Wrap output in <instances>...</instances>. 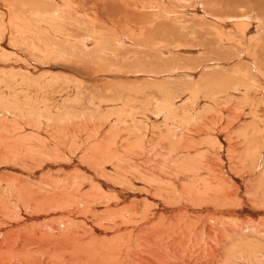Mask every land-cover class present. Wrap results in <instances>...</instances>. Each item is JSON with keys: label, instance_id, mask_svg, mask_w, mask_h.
<instances>
[{"label": "rangeland", "instance_id": "374dc122", "mask_svg": "<svg viewBox=\"0 0 264 264\" xmlns=\"http://www.w3.org/2000/svg\"><path fill=\"white\" fill-rule=\"evenodd\" d=\"M28 1L0 0V154L9 156L11 151L15 158L12 161L0 155V196L5 199L17 189L16 175L29 186H38L39 180H55L67 186L76 172L89 171V162L90 167L94 165L99 143L109 142L117 156L128 151L137 153L138 147L146 145L147 151L149 147L163 149L169 144V138L171 140L166 124L173 120L165 112L163 101L178 108V103L189 95L199 94L202 98L224 76L234 75L242 59L245 67H240L239 74L246 69L247 75L248 63L252 69L255 67L245 61L249 58L247 49L240 53V47L247 48L251 44L250 34L254 38L260 36L261 41V35L264 36L261 28V23L264 27V7L258 3L264 4V0H204L207 6L205 3L203 6V0L180 3L178 0H132L128 4L118 0L120 11L111 9L109 0ZM194 6L198 8L196 11ZM202 6L208 8H203L208 13L219 16L244 14L247 36L237 34L234 24L228 26L231 33L225 29L226 25L213 21L210 15L201 12ZM244 16L236 20L246 19ZM253 16L260 18L259 24L254 22ZM157 25L160 27L156 28ZM163 26H167L166 30ZM170 27L177 32L173 33ZM230 55L236 61L228 58ZM261 71L262 76L255 71L257 79L252 78L257 90L264 95V68L259 73ZM263 100L257 99L255 104L261 105L249 111L255 123L261 122V129L264 128ZM203 103V99L198 100L195 106ZM188 107L191 106L181 111ZM200 110L203 114L207 112L205 107ZM215 117L224 120L222 116ZM251 127L249 124L235 128L239 143L244 141L242 133ZM260 128L251 136L256 138L255 150L240 155L238 179L260 170V166H255L264 153V129ZM252 138L249 137L250 142ZM164 150L150 159L169 166L173 158L166 156L169 152ZM111 158L105 156L101 160L108 164ZM107 166H111L110 163ZM124 166L128 168L120 164V171ZM81 169L83 172L79 171ZM109 176L111 179L89 175L97 181L95 187L99 186L98 181H103L106 187L111 188L112 184L115 188L113 181L117 180ZM140 185L137 181L136 190H140Z\"/></svg>", "mask_w": 264, "mask_h": 264}, {"label": "bare ground", "instance_id": "6f19581e", "mask_svg": "<svg viewBox=\"0 0 264 264\" xmlns=\"http://www.w3.org/2000/svg\"><path fill=\"white\" fill-rule=\"evenodd\" d=\"M130 1L119 0L121 4ZM119 2L109 0V6L120 11ZM203 6L201 12L226 25L223 28L230 30L228 26L234 24L237 34L242 33L244 37L248 33L244 14L219 16L208 13L203 9L207 5ZM241 16L246 19L236 20ZM260 21L256 16L254 22L259 24ZM163 28L166 30L167 26ZM172 28L173 33L177 32ZM251 35L248 39H252V45L240 47V53L247 49L246 56L250 59L247 57L245 61L252 62L255 69L248 63L249 73L246 75L245 69L239 74L240 67H245L242 59V65L235 62L240 65L235 76L233 73L232 76L230 73V76H224L202 98L199 94L194 97L188 94L189 97L178 103V108L163 101L165 112L173 118L165 127L171 140L169 138V144L163 148L169 152L165 155L173 158L169 166L150 159L162 148L149 147L147 151V145L138 147L137 144V153H126L123 148L125 153L117 156L108 142L99 143L94 165L90 167L91 162L88 163L91 170H79L83 174L76 172L67 186L55 180H39V187L29 186L16 175L17 189L14 193L8 199L0 196V264H264V211H260L264 209V153L255 165L260 166V170L247 178H237L240 155L255 150L256 138L251 136L256 135L261 123H255L249 111L261 105L255 104L257 99L264 98L255 85V71L261 75L262 71H259L264 68V36L261 35V41L260 36L254 38ZM214 38L217 39L216 36ZM231 55L228 58L234 59ZM239 57L237 59L240 60ZM258 83H261L259 78ZM196 99H203V105L195 106ZM188 105L191 107L182 112L181 109ZM201 107L207 108V115L203 114ZM215 116H222L224 120ZM249 124L252 127L242 133L244 141L239 143L234 135L235 128ZM56 131L58 135L59 131ZM249 137L253 139L252 143ZM51 138L54 139L53 136ZM205 142L209 145L206 146ZM0 155L12 161L15 159L11 151L9 156ZM105 156H112L108 161L111 166L101 160ZM115 157L119 159L117 167ZM120 164H126L128 168L124 166L120 171ZM109 173L117 180H112L115 188L112 184L111 188L106 187L103 181L94 186L97 181L92 178L99 175L111 179ZM137 181L141 184L140 190L134 187ZM50 216L52 218L48 221Z\"/></svg>", "mask_w": 264, "mask_h": 264}]
</instances>
